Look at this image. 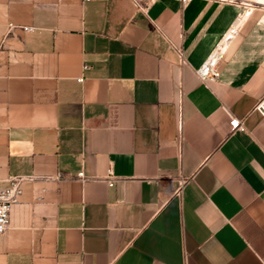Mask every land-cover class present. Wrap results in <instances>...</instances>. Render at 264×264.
<instances>
[{"label": "crops", "instance_id": "obj_1", "mask_svg": "<svg viewBox=\"0 0 264 264\" xmlns=\"http://www.w3.org/2000/svg\"><path fill=\"white\" fill-rule=\"evenodd\" d=\"M147 1L0 0V264H264V0Z\"/></svg>", "mask_w": 264, "mask_h": 264}, {"label": "built area", "instance_id": "obj_2", "mask_svg": "<svg viewBox=\"0 0 264 264\" xmlns=\"http://www.w3.org/2000/svg\"><path fill=\"white\" fill-rule=\"evenodd\" d=\"M88 1V0H84ZM183 4H187L191 0H178ZM133 2L141 9H146L148 7L147 0H133ZM12 25L10 26V28ZM23 29L30 30L31 27L24 26ZM238 33V25L235 23L230 26L226 32L223 34L222 38L217 42L209 56L204 60V62L196 68L195 72L198 78L204 82L206 85L211 86L214 84L220 75L219 65L222 61L227 49L229 48L231 42L235 39ZM180 64H186L187 60L184 54L183 46H175ZM78 81H82L83 77L77 78ZM182 92L178 95V125L182 128ZM256 109L264 116V99L260 100ZM230 115L229 126L230 132L234 133L237 130L245 129L244 122L241 118L235 116L227 109ZM78 176L84 178V172L78 173ZM26 177L16 176L11 179L10 185L7 187H0V236L7 230L10 224V214L13 206L19 201L20 194L22 193L21 182ZM117 178L114 176L111 169L108 170L107 181L109 185H113Z\"/></svg>", "mask_w": 264, "mask_h": 264}]
</instances>
